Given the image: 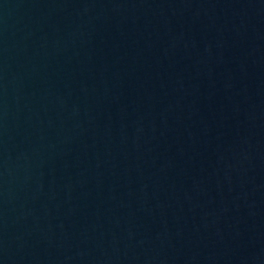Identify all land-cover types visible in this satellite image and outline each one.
<instances>
[{
    "label": "water",
    "instance_id": "obj_1",
    "mask_svg": "<svg viewBox=\"0 0 264 264\" xmlns=\"http://www.w3.org/2000/svg\"><path fill=\"white\" fill-rule=\"evenodd\" d=\"M0 264H264V0H0Z\"/></svg>",
    "mask_w": 264,
    "mask_h": 264
}]
</instances>
